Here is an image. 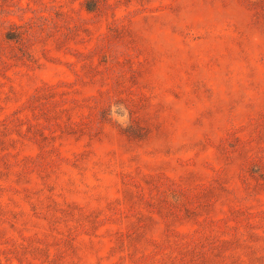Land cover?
Wrapping results in <instances>:
<instances>
[{
  "label": "rangeland",
  "instance_id": "1",
  "mask_svg": "<svg viewBox=\"0 0 264 264\" xmlns=\"http://www.w3.org/2000/svg\"><path fill=\"white\" fill-rule=\"evenodd\" d=\"M0 264H264V0H0Z\"/></svg>",
  "mask_w": 264,
  "mask_h": 264
}]
</instances>
